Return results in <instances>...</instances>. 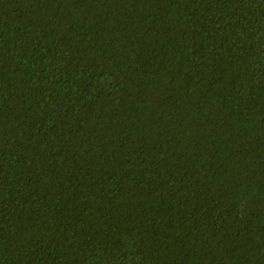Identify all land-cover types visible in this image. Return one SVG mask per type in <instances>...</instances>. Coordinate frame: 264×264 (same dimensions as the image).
<instances>
[{"label": "trees", "instance_id": "1", "mask_svg": "<svg viewBox=\"0 0 264 264\" xmlns=\"http://www.w3.org/2000/svg\"><path fill=\"white\" fill-rule=\"evenodd\" d=\"M0 264H264V0H0Z\"/></svg>", "mask_w": 264, "mask_h": 264}]
</instances>
